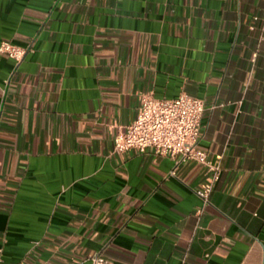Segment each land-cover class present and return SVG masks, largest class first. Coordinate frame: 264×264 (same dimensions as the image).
<instances>
[{"label":"crops","instance_id":"crops-1","mask_svg":"<svg viewBox=\"0 0 264 264\" xmlns=\"http://www.w3.org/2000/svg\"><path fill=\"white\" fill-rule=\"evenodd\" d=\"M263 10L0 0V43L28 48L0 53V264H264ZM146 93L204 101L208 204L203 164L114 151Z\"/></svg>","mask_w":264,"mask_h":264},{"label":"built area","instance_id":"built-area-1","mask_svg":"<svg viewBox=\"0 0 264 264\" xmlns=\"http://www.w3.org/2000/svg\"><path fill=\"white\" fill-rule=\"evenodd\" d=\"M253 19L261 22L264 31V10ZM27 52V47L9 40L0 43V53L18 63ZM204 111L205 104L201 98L185 93L173 99L157 98L151 93L143 94L137 117L116 136L114 151L124 155L130 150L144 151L153 148L157 155L168 156L176 164L188 161L203 164L206 167V181L196 192L204 204H208L222 167L220 163H214L208 152L199 146ZM87 260L92 264H113L101 254H90Z\"/></svg>","mask_w":264,"mask_h":264}]
</instances>
